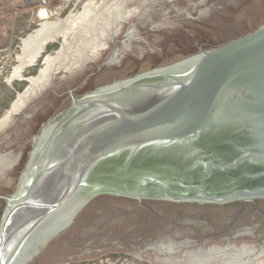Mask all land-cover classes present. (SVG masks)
I'll return each instance as SVG.
<instances>
[{"label": "water", "instance_id": "1", "mask_svg": "<svg viewBox=\"0 0 264 264\" xmlns=\"http://www.w3.org/2000/svg\"><path fill=\"white\" fill-rule=\"evenodd\" d=\"M0 139V264L264 259V0H156Z\"/></svg>", "mask_w": 264, "mask_h": 264}, {"label": "rangeland", "instance_id": "2", "mask_svg": "<svg viewBox=\"0 0 264 264\" xmlns=\"http://www.w3.org/2000/svg\"><path fill=\"white\" fill-rule=\"evenodd\" d=\"M154 1L51 0L46 12L37 8L27 16L28 9L0 0V13L6 11L0 17V139L32 100L54 90L52 84H65V78L105 63ZM9 10L16 13L7 16ZM70 264L147 263L125 253H109Z\"/></svg>", "mask_w": 264, "mask_h": 264}, {"label": "crops", "instance_id": "3", "mask_svg": "<svg viewBox=\"0 0 264 264\" xmlns=\"http://www.w3.org/2000/svg\"><path fill=\"white\" fill-rule=\"evenodd\" d=\"M3 3L6 4V5H11V4H14V3L18 4V7L16 9H18V8H19L18 10L23 9V8L28 9V11L30 13H25V14L26 15L28 14L29 16H30L31 12H32V15H33L35 13L36 9L38 8V5L36 3H34V2H24V1H21V0H4ZM50 4H51V0H50ZM24 5H27V8ZM14 11H16V10H13V11L9 10V12L7 11V16H11L12 14L16 13ZM4 12H6V11H4ZM4 12L0 13V17L3 15Z\"/></svg>", "mask_w": 264, "mask_h": 264}, {"label": "built area", "instance_id": "4", "mask_svg": "<svg viewBox=\"0 0 264 264\" xmlns=\"http://www.w3.org/2000/svg\"><path fill=\"white\" fill-rule=\"evenodd\" d=\"M24 2H34L38 5L39 12L45 11V9L50 5V0H21Z\"/></svg>", "mask_w": 264, "mask_h": 264}, {"label": "bare ground", "instance_id": "5", "mask_svg": "<svg viewBox=\"0 0 264 264\" xmlns=\"http://www.w3.org/2000/svg\"><path fill=\"white\" fill-rule=\"evenodd\" d=\"M116 14V13H115ZM29 41H27V43H28ZM43 44V43H42ZM44 45V44H43ZM41 48H42V45H40V47H39V50H38V52L41 50Z\"/></svg>", "mask_w": 264, "mask_h": 264}]
</instances>
